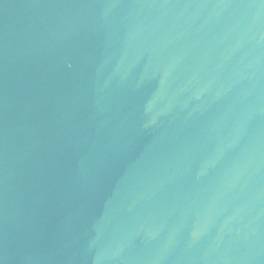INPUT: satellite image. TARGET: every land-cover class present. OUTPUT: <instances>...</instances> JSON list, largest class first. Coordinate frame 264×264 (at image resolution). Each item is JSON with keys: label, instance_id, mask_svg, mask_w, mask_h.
I'll use <instances>...</instances> for the list:
<instances>
[{"label": "water", "instance_id": "95a60500", "mask_svg": "<svg viewBox=\"0 0 264 264\" xmlns=\"http://www.w3.org/2000/svg\"><path fill=\"white\" fill-rule=\"evenodd\" d=\"M0 264H264V0H0Z\"/></svg>", "mask_w": 264, "mask_h": 264}]
</instances>
